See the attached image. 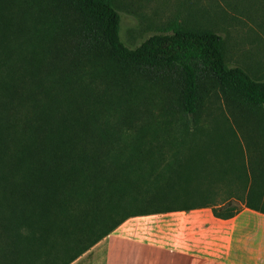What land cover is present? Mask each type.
<instances>
[{
  "label": "trees",
  "instance_id": "1",
  "mask_svg": "<svg viewBox=\"0 0 264 264\" xmlns=\"http://www.w3.org/2000/svg\"><path fill=\"white\" fill-rule=\"evenodd\" d=\"M53 3L62 13L65 7L79 12L80 25L63 29L59 19L53 24L63 33L51 34L36 2L0 0V264H70L130 217L160 213L153 198L135 193L144 175L169 166L165 149L148 147L139 134L126 150L114 129L96 128L104 93L92 83L105 72L91 71L92 56L179 77L186 121L177 132L183 146L178 154L188 155L183 193L191 190L193 175L212 169L190 147L198 146L190 144L200 82L212 79L240 102L264 106V79L228 66L223 39L213 31L176 24L129 47L120 38L113 0ZM198 207H211L219 219L238 209L203 204L181 210Z\"/></svg>",
  "mask_w": 264,
  "mask_h": 264
},
{
  "label": "rangeland",
  "instance_id": "2",
  "mask_svg": "<svg viewBox=\"0 0 264 264\" xmlns=\"http://www.w3.org/2000/svg\"><path fill=\"white\" fill-rule=\"evenodd\" d=\"M26 1L42 7L48 17L46 28L55 30L51 34L63 33L53 24L59 19L63 29L73 30L80 25L79 12L65 7L63 14L53 0ZM113 3L120 17L119 35L125 45L135 47L176 24L206 29L222 37L228 66L242 67L253 78L264 79V0H113ZM25 21L30 28L32 22L27 18ZM92 57L95 62L88 63L91 71L97 67L105 72L102 78L94 77L92 83L95 91L104 93L102 102L97 104L100 124L96 128L114 129L119 144L126 150L133 149L139 134L145 135L142 142L157 151L165 149L164 159L169 161V166L161 164L158 175H144L141 189L135 193L142 200L153 198L152 205L160 213L130 217L131 222H160L165 217L159 214L168 213L164 212L166 209L178 211L203 204L238 208L247 201L264 211V106L250 107L240 102L223 93L212 79L200 82L198 124L192 129L195 136L189 137L190 145L198 146L190 147L200 152L203 164L212 169H208L209 175H193L187 187L191 190L183 193L182 164L188 155L178 154L183 146L177 132L186 121L180 104L179 77L174 72L142 70ZM249 189L251 194L247 198ZM119 226L73 264H118Z\"/></svg>",
  "mask_w": 264,
  "mask_h": 264
},
{
  "label": "crops",
  "instance_id": "3",
  "mask_svg": "<svg viewBox=\"0 0 264 264\" xmlns=\"http://www.w3.org/2000/svg\"><path fill=\"white\" fill-rule=\"evenodd\" d=\"M159 216L120 224L118 264H264V211L240 204L229 219L214 217L211 207Z\"/></svg>",
  "mask_w": 264,
  "mask_h": 264
}]
</instances>
